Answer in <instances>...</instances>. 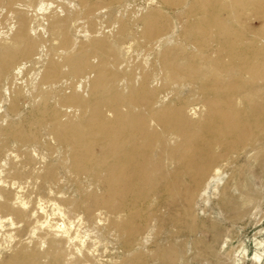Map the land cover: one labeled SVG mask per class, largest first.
<instances>
[{"label":"bare ground","instance_id":"obj_1","mask_svg":"<svg viewBox=\"0 0 264 264\" xmlns=\"http://www.w3.org/2000/svg\"><path fill=\"white\" fill-rule=\"evenodd\" d=\"M127 5L0 0V222L15 232L0 264H86L75 219L112 232L127 264H176V246L145 250L164 206L182 207L197 249L198 200L216 195L238 219L259 205L249 170L264 159V0ZM48 203L68 224L37 227Z\"/></svg>","mask_w":264,"mask_h":264},{"label":"rangeland","instance_id":"obj_2","mask_svg":"<svg viewBox=\"0 0 264 264\" xmlns=\"http://www.w3.org/2000/svg\"><path fill=\"white\" fill-rule=\"evenodd\" d=\"M148 2L149 0H127V8L135 11L143 10L147 7ZM170 12L172 13L170 15H173V11L170 10ZM257 23L259 25V22L255 24L257 25ZM249 172L253 175V185L259 191L257 209H248L246 216L243 219H238L234 217L235 213H227L224 210L219 197L216 195H211L208 201L198 200L194 207L197 218L193 223L198 232L197 236L203 239L204 243L196 249L192 242L196 235L191 234L188 228L192 221L187 218L182 207L178 206V209L174 210L166 205L159 214L158 231L148 242L145 250L155 253L167 251L169 247L176 246L181 252V261L176 262V264H264V159L260 160L259 164L253 165ZM63 176L61 185L63 191L67 196L78 199L79 195L71 182L73 177L67 173H64ZM226 176L227 173L222 178L226 179ZM182 180L184 185L192 184L190 176L186 175ZM29 193L36 196L30 189ZM167 199V196H163L160 200L161 204L164 205ZM53 207L52 203L46 204V213L37 227L41 226V222L46 223V226L50 223L56 227L63 222L68 224L66 216H60ZM76 221L77 219H75L72 227V237L81 247L88 250L89 257L84 259L85 262L88 261L86 264H127V257L121 248V244L115 239L112 232L106 230L101 234L96 233L86 221L81 225ZM135 222L139 223V219H135ZM4 224L1 225L0 222V260L3 261L10 257L15 242V239L12 238L15 234L13 226H9L10 223L8 222ZM56 227H53V230L57 229ZM213 233L218 234L217 244L212 242ZM25 237L24 239H29L30 235ZM205 244L213 245V252L210 256L198 254L203 253ZM222 247L224 248L222 249ZM245 251L248 253L247 257H244ZM256 253L262 255L259 262L254 259ZM38 261L41 264L50 263L46 259H39ZM145 264L172 263L167 259L148 255L145 258Z\"/></svg>","mask_w":264,"mask_h":264}]
</instances>
